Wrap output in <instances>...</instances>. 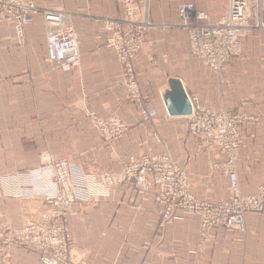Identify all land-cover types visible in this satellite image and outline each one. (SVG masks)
I'll return each mask as SVG.
<instances>
[{
	"label": "crops",
	"instance_id": "0c3cea01",
	"mask_svg": "<svg viewBox=\"0 0 264 264\" xmlns=\"http://www.w3.org/2000/svg\"><path fill=\"white\" fill-rule=\"evenodd\" d=\"M35 2L40 8H55L63 21L73 26L81 59L71 68L48 60L42 12L33 13L25 25L23 45L15 41L12 21H0V78L7 79L0 97L8 100L0 106V134L9 132L7 137L14 146L16 132L88 131L83 148L72 147L69 156L55 153L54 158L68 157L84 169L119 171L144 151L167 152L189 175L194 196L210 201L223 199L228 195V177L211 164L222 162L224 155L198 149L189 132L186 95H193L204 108L241 109L254 118L240 125L236 169L240 192H257L264 181L263 29H253L240 38L241 53L229 58L218 74L192 54L187 31L178 25L179 5L191 3L197 10L206 8L216 20L223 15V2L148 0L149 19L164 26L145 32L142 48L131 60L149 113L145 121L139 104L118 86L123 67L116 50L105 43L108 33L103 20L122 17L121 4L117 0ZM18 74H24V79L18 80ZM17 88L24 95L18 97ZM88 113L100 118L116 113L129 129L106 143L91 133ZM32 138L33 134L26 133L22 139L29 144ZM36 152L27 160L13 158L9 150L3 153L0 149V156L8 158V165L0 163V174L33 168L38 163ZM80 152L85 156L79 157ZM46 207L39 197L0 196V226L10 223L19 227L23 218L37 219ZM72 212L68 226L73 240L71 253L87 264H261L264 257V214H246L244 233L213 228L206 248L199 251L196 214L178 210L173 217L162 219L154 189L143 194L129 182L113 187L105 197L75 202ZM7 263L43 264L35 252L24 248L10 251Z\"/></svg>",
	"mask_w": 264,
	"mask_h": 264
},
{
	"label": "rangeland",
	"instance_id": "374dc122",
	"mask_svg": "<svg viewBox=\"0 0 264 264\" xmlns=\"http://www.w3.org/2000/svg\"><path fill=\"white\" fill-rule=\"evenodd\" d=\"M14 1L16 2V7L14 11H12L11 9H9L12 6L10 3H14ZM201 1H202V4L206 3V0H201ZM219 1L223 2L224 9H223L222 14L224 15L227 10L228 0H219ZM28 2H30L35 7V10H33L34 13L42 12L43 20H44L45 12L53 11V10L55 11V8H48V7L40 8L36 4L35 0H0V11H2V13L0 12L1 13L0 21L2 20L12 21V24L15 30V41L20 45L24 44V27L26 24L20 25L19 23L20 20L14 18V15L22 14L25 10H27L26 6L27 4H29ZM147 4H148V0H147ZM148 9H149V5H148ZM199 11H206L209 14V11L206 8L200 9ZM148 14H149V11H148ZM124 16L125 14L123 12L122 17L113 18V19L115 20L121 19V18H124ZM104 23H105V20H103V24ZM44 27H45V37H46L45 21H44ZM20 28L22 30V35L18 36L16 34V31ZM250 33L240 38L247 37L248 35H250ZM108 35L109 33L106 35V38ZM98 36L101 39V35H98ZM240 38H239L238 53L231 55L229 58H231L232 56L239 55L241 53ZM191 52H192V49H191ZM192 54L194 53L192 52ZM223 66L224 64L218 71L212 70V69L211 70L219 74ZM23 75L24 74H18L16 78L18 80H23L24 79ZM124 78H125V75H124V70H123V78L118 82V86L126 90L127 96L130 100H133L139 104L141 108L140 111H141V116L143 120L145 121L149 120V113L148 114L146 113L147 117L143 114V111L146 110L145 102L141 98L138 84L135 80V77H134L135 83L133 86L130 85V83L125 82ZM6 82H7V79L5 77L3 78L2 76L1 85H0L1 87L0 95H3L2 90ZM22 92H23L22 89L17 88L18 97L21 94L24 95V92L23 93ZM190 97L195 98V101L197 103V99L195 96L191 95ZM7 101L8 100L6 98L0 97V106H3V103H6ZM197 105L199 107H202L198 103ZM204 109L210 110L212 112H217V113L229 112L232 114H238L240 116L239 118L241 119L238 130L236 131L232 129L230 121H226V125L224 129L219 130L217 128H213L209 131H205L203 134V137H199L192 133L190 119L186 117L189 121V132L193 136L197 148L200 150L203 149L207 151H217L218 153L224 155V160L222 162H213L211 164V168L213 169L221 168L227 175L228 181H229L228 195L226 198L212 200V201L198 198L190 192L191 181H190L189 175L186 173V171L183 168H181L177 164V162H175L169 156L167 152L153 153L149 151H144L143 153L138 154L133 159L124 163L121 170L119 171H112V170H107L104 168L84 169L81 166L77 165L74 161H72V159L68 157H63L61 159H55L54 155L55 153H59V154L63 153L69 156L70 152L72 151V147H75V149H78V150L80 148H83L84 139L88 137V133H89L88 131L72 132V130H65V131H48V132L47 131L16 132L17 134L16 146H14V142L13 141L10 142L9 138L7 137L8 136L7 133L9 132L7 131L1 132L0 149L2 150L3 153H4V150L7 149L10 151V154L12 155L13 158H26L28 160L32 157L34 151L37 150L36 154H37L38 163L33 168L27 169L24 171L14 169L7 173H1L0 174V196H14L16 199H19L21 197H27V199L39 197L42 200L44 199V202L46 205H48V207H46V209H44L43 211L39 213V216L37 219L31 218V217L23 218L22 223L19 227H13L11 226L10 223H3L0 226V264H8L7 255L13 249L24 248L26 250L33 251L31 249H27L23 246H20L18 243L15 242V240L11 242L12 245L9 244L8 242L9 238H21L20 235L25 236L26 233L24 230L28 226L31 229V232L33 233L32 237L29 236V238H48L49 235L51 234V232L46 234L45 232L42 231L44 228L43 215L58 214L62 212H59L57 208L59 206L51 203L50 197L48 196L47 198L46 194H50V192L51 193L57 192L59 190L61 192L62 182L64 181H66L68 186L71 185L72 187L76 189L81 188V189L89 190L91 188L89 181H91L93 177L96 179L99 178L101 183H104L106 186H108L107 195L109 194L110 190L113 187L123 182H129L131 186L138 189L143 194H147L151 189H154L155 196L161 205L162 219H168V218L173 217L174 214L178 210L192 211L194 214L197 215L198 220H199V227H198L199 240L197 243V249L199 251H202L206 248L207 243L210 241L212 237V230L215 227H223L229 230H237L241 233H244L247 228V225L245 223V215L248 213L264 214V212L252 211L246 208L245 210H242V204L245 206V202H244L245 196L253 195V194L241 193L239 189V184H238V188H237L238 193L233 198L234 194L232 195L233 191L231 188V180H230L231 172L230 171H232V169L235 170L236 175H237L236 168H237L238 151H239L240 125L244 121L249 120V119H254V118L245 114V112H243L241 109H237L235 111H229L224 108L219 111H214V110L207 109V108H204ZM86 118H87L88 124L93 129V131H91V133H93V136L96 138L97 137L100 138L102 141L106 143L112 142L113 140L122 137L129 129V124H127L116 113H112L105 118H100V117L95 116L93 113H88L86 115ZM121 124L125 125V127L119 128L118 125H121ZM26 133L33 134L32 142L29 144H26L27 142H29L28 140L22 139L24 138V134ZM1 135L2 137L3 136H6V137L1 138ZM237 136H238V145L234 147L233 141L236 139ZM73 142H75V145H73ZM148 154L168 155L169 158L171 159V161L169 162L173 166V169L170 168L167 162H164L161 164V170L156 171L158 175H162L160 179L156 180L148 174L145 177H142L141 180H139V177L144 172V168H149V167L141 166V167H138L136 171L132 172L130 166L136 160H139L143 156L148 155ZM78 155H82L79 157L85 156L84 152H80L78 153ZM7 160L8 158L5 159L4 156L2 155L0 156V163L4 162L6 165H8ZM64 164H67L69 166L61 167ZM74 164L79 166V168H76ZM15 165L18 166L19 163H15ZM58 165L61 168V170L59 171L56 168V166ZM75 168L78 169V171L79 170L81 171L78 172L76 171ZM67 171H68V177L66 178V176L64 175H65V172ZM104 175H107V182H105L102 179ZM237 181H238V176H237ZM262 184H264V181L260 185ZM146 185L147 187H145ZM174 185L177 186V190L174 189L173 187ZM96 198H101V197H95L93 195L92 197H89V198L88 197H77L76 200L70 205H68V207L66 208L63 219H65L64 225L67 228L68 234L71 239H72V235L69 232L68 226H69L70 216H72L73 214L72 206L74 205L75 202L79 200H95ZM224 204L226 205L225 210L227 213H233V212H230L232 210V208L230 207V204L238 207L239 212H236V211L234 212L235 214L238 215V218L236 220L228 218V219H225V221H223L224 219H222V217L223 215H225V213L222 212ZM60 221H61L60 217H56V216L48 219V224H49L48 227L50 228V230L52 229L53 231V229H56V225L61 224ZM13 244H15V246H13ZM72 244H73V240H72ZM72 244H71V247H72ZM33 252H35L38 255L39 261L43 263L40 259L39 254L36 251H33ZM70 259L71 261L75 263L87 264L83 262L81 259L74 258L73 254L71 253V250H70ZM261 264H264V257L261 260Z\"/></svg>",
	"mask_w": 264,
	"mask_h": 264
},
{
	"label": "built area",
	"instance_id": "2783aa9c",
	"mask_svg": "<svg viewBox=\"0 0 264 264\" xmlns=\"http://www.w3.org/2000/svg\"><path fill=\"white\" fill-rule=\"evenodd\" d=\"M125 14L124 18L105 19L104 29L109 33L106 38V44L112 46L116 52L120 63L124 70V81L134 85V73L131 65L132 58L142 48L145 32L152 28L164 26L152 22L148 18L147 0H117ZM22 14L14 15L19 19L20 25L27 24L31 21V15L35 7L28 2ZM9 8L14 11L16 2L10 3ZM2 13V11H0ZM0 13V14H1ZM44 21L46 26V52L48 60L64 67H76L80 63L79 42L72 25L63 21L61 13L57 11H47L44 13ZM178 25L183 26L188 35L192 52L199 56L204 64L212 70H220L222 65L231 55L237 54L239 51V38L250 33L253 29L264 30V0H228L227 10L219 19L213 20L208 12L196 10L191 3H182L179 6V22ZM18 36L22 35L21 28L16 31ZM98 38H100L98 36ZM189 111L185 113L190 119L191 131L194 135L203 137L205 131L213 128L224 129L226 121H230L233 130H238L241 119L238 114L229 112L217 113L199 107L192 98L186 95ZM148 111L144 110L143 114L147 117ZM124 128L125 125H118ZM234 147L238 145V136L233 141ZM236 142V143H235ZM171 159L168 155L148 154L141 159L136 160L130 167L134 172L138 167L144 168L143 174L139 180L146 175L158 180L162 175H158L156 171L161 170V164L167 162L171 169ZM45 165V164H44ZM69 165L64 164L61 167ZM57 170H61L60 166H56ZM230 180L233 198L237 195L238 181L235 170L230 171ZM66 178L68 171L65 172ZM69 179V178H68ZM107 182V175L102 178ZM89 190L74 188L67 185L66 181L62 182V189L57 192L46 194L50 197L51 203L59 207L58 214L43 215L44 228L43 232L48 234V238H29L32 232L29 226L24 230L26 235L21 238H9L11 244L13 240L20 246L36 251L44 264H80L71 261L70 250L72 239L70 238L67 228L64 225V212L68 205L73 203L77 197H103L108 193V186L100 182V179L92 178ZM60 185V184H59ZM147 187V185L145 186ZM177 190V186H173ZM64 188V189H63ZM245 206L242 204V210L249 209L257 212H264V184L260 185L256 194L245 196ZM231 203V202H229ZM226 205L223 206L222 219L231 218L236 220L239 212L238 207L230 204L232 210L227 213ZM229 215V216H228ZM60 217L61 224L56 225V229L50 230L48 227V219L51 217ZM34 231V230H33ZM12 245V244H11ZM15 246V244H13Z\"/></svg>",
	"mask_w": 264,
	"mask_h": 264
},
{
	"label": "bare ground",
	"instance_id": "6f19581e",
	"mask_svg": "<svg viewBox=\"0 0 264 264\" xmlns=\"http://www.w3.org/2000/svg\"><path fill=\"white\" fill-rule=\"evenodd\" d=\"M175 115V114H174ZM184 116V115H183Z\"/></svg>",
	"mask_w": 264,
	"mask_h": 264
}]
</instances>
